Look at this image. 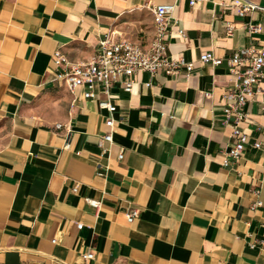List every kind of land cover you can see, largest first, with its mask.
Returning a JSON list of instances; mask_svg holds the SVG:
<instances>
[{
    "label": "crops",
    "instance_id": "0c3cea01",
    "mask_svg": "<svg viewBox=\"0 0 264 264\" xmlns=\"http://www.w3.org/2000/svg\"><path fill=\"white\" fill-rule=\"evenodd\" d=\"M235 1L0 0V264H264V78L245 106L244 152L224 167L223 96L235 77L225 61L199 60L264 47V0L243 17ZM165 4L185 33L171 32L166 55L192 72L138 71L130 93L115 86L102 152L107 111L54 80L53 54L87 62L106 34L144 48L149 8Z\"/></svg>",
    "mask_w": 264,
    "mask_h": 264
},
{
    "label": "built area",
    "instance_id": "2783aa9c",
    "mask_svg": "<svg viewBox=\"0 0 264 264\" xmlns=\"http://www.w3.org/2000/svg\"><path fill=\"white\" fill-rule=\"evenodd\" d=\"M195 2L196 0H190V5H194ZM235 6L238 8L237 13L240 17L252 10L262 9L251 0L235 1ZM175 7V4L150 6L153 17V36L148 46L144 48L129 40H113L106 34L99 40L95 54L87 62H72L61 52H54L53 56L58 65L54 80L64 84L72 94L77 88H81L83 98L95 101L99 109H104L108 113L104 123L110 128V132L102 135L98 142L102 152L108 150L106 144L112 143V129L115 124L113 115L116 107L111 99L112 89L115 86H121L124 92L130 93L134 85L133 76L138 71L147 72L151 76L158 72L175 75L182 70L185 71L186 76L191 74L192 62H187L183 58L170 60L166 55L171 32L177 30L181 38L185 36L184 31L179 27L178 20L173 16ZM225 28L227 36H231L235 29L230 22H226ZM244 28L250 36L260 32L259 25L251 23L244 24ZM199 60L204 64L211 63L213 66H219L225 61L229 72L235 77L233 85L225 91L223 96L224 123L230 129L232 140L222 160V165L227 167L240 158L247 144L240 125L248 121L245 106L259 90V83L264 78V47L249 44L225 59L215 58L211 53L206 52L200 55ZM96 85L106 95L105 99L97 98ZM209 95L210 92H205V96ZM56 128H61V125L57 124ZM254 147H259V144H254ZM118 159H122V153L119 154ZM85 201L96 209L100 205L99 201L90 198H85ZM261 204L257 201L252 205V209ZM138 214L137 208H131L126 216L127 222L132 223ZM77 227L81 229L82 225L78 224ZM82 257L84 260H90L93 254L88 252Z\"/></svg>",
    "mask_w": 264,
    "mask_h": 264
}]
</instances>
